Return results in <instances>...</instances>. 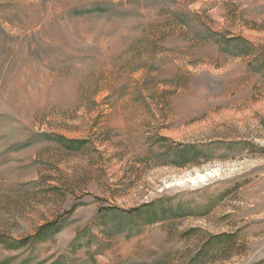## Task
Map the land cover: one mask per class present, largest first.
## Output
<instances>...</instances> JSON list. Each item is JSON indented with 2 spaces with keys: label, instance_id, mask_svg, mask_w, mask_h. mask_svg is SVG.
Instances as JSON below:
<instances>
[{
  "label": "rangeland",
  "instance_id": "obj_1",
  "mask_svg": "<svg viewBox=\"0 0 264 264\" xmlns=\"http://www.w3.org/2000/svg\"><path fill=\"white\" fill-rule=\"evenodd\" d=\"M0 264H264V0H0Z\"/></svg>",
  "mask_w": 264,
  "mask_h": 264
}]
</instances>
